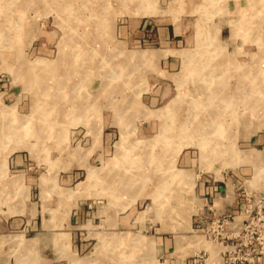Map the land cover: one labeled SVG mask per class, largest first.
Wrapping results in <instances>:
<instances>
[{
  "label": "rangeland",
  "instance_id": "374dc122",
  "mask_svg": "<svg viewBox=\"0 0 264 264\" xmlns=\"http://www.w3.org/2000/svg\"><path fill=\"white\" fill-rule=\"evenodd\" d=\"M144 4L0 0V114L7 110L32 122L21 136L4 138L0 131V264H264V174L257 177L248 160L229 164L233 155L264 153V15L258 1L155 0L158 16L141 14ZM144 18L178 27L182 65L170 75L160 74L161 65L123 55L124 47L147 49L134 48L127 35ZM190 52L200 74L216 67L225 72L223 96L232 97L233 107L213 102L220 93L215 75L184 74ZM159 81L170 89L161 106L177 110L168 119L177 135L167 143L158 140L162 118L143 110L149 106L142 95ZM40 96L43 106L34 113ZM190 100L205 111L207 124L221 110L224 128L205 136L216 152L208 161L191 144L174 155ZM81 107L82 113L72 112ZM53 117L56 123L43 124ZM9 123L0 115V127ZM149 151L157 154L156 164L143 158ZM186 153L194 166L182 162ZM121 157H135L147 180L135 192L112 194L104 182L125 164ZM91 168L99 173L96 182L88 180ZM70 172L75 181L68 183ZM44 176L52 181L46 187ZM206 178L223 186L234 211L209 215L197 193ZM113 209L115 229L103 222ZM240 234L249 235V248L261 256L235 248ZM165 239L173 247L163 255Z\"/></svg>",
  "mask_w": 264,
  "mask_h": 264
},
{
  "label": "bare ground",
  "instance_id": "6f19581e",
  "mask_svg": "<svg viewBox=\"0 0 264 264\" xmlns=\"http://www.w3.org/2000/svg\"><path fill=\"white\" fill-rule=\"evenodd\" d=\"M144 1H145V4L141 8V14L142 13H143V15L149 14L151 16H158V15L162 14V11H159L156 9V6H155L156 4H154L155 0H144ZM257 1H258V4H257L258 10L257 11L260 10V12H262L264 15V0H257ZM142 2H143V0H142ZM110 25L111 24L109 23L108 28H110ZM123 55H126V57H128L129 60H131L135 63L137 62V63H142V64L145 63V64H151V65L152 64L156 65V63L158 62V60L162 56L160 54V51L129 52L125 47H124ZM194 59H195V56L192 54V52L187 53V55H184L183 71H185L184 72L185 75H187L188 72H190L191 74L196 73L198 75H202V74H200L201 73L200 72L201 71L200 70L201 65L199 62H195V61L193 62L192 60H194ZM183 71H182V74H183ZM211 75H215L216 79L219 78L220 86L218 87V89L221 93V94L219 93V95L215 97L216 99L213 102L217 103L219 108L223 107L225 109L224 106L226 104H227V107L228 106L233 107L234 101L232 100V97L229 96L227 94V92L225 93V96H223V94H224L223 91L225 90V85L223 83L222 78H224L225 72H221V71L219 72V69L216 67V69L215 68L211 69V71L208 70L207 73L205 72L202 76L207 77V76H211ZM244 75L245 74L243 73L241 76L244 77ZM183 78H184V76H183ZM256 78H258V76ZM205 81H208V80H205ZM109 88H110V90L113 89L112 87H109ZM226 89L229 90V89H232V87L230 88L228 86V87H226ZM236 92H239V91H236ZM255 92H258V90L255 89ZM210 97H214V96L211 95ZM57 98H58V100H61V102L64 101L63 96H60V97L57 96ZM41 99L42 98L40 96L38 105H37V107H35V109H37V110L34 113L40 112V109L43 106ZM189 102H190V106H191L192 110L187 112L186 122H184V124L181 127L182 132L180 135L183 136V137H181L182 142L181 141L178 142L179 144H181V147L175 151L174 155L177 156L181 152L182 148H184L185 145L187 146V145L191 144V145L199 147L201 150V153H202V159L204 161H208V159H210L211 157H214L216 155L215 154L216 152L213 148H210V150L207 148L208 142H207V138L205 136L211 134L209 130H211V131L216 130L217 131V130H222L224 128V126L222 125V122H221V117H222L221 110H218V112L215 113V115L212 118L209 116L210 118L207 120L208 121V124H207L206 120L205 121L201 120V119H203L202 118L203 115L205 116V111H202V110L200 111L199 109L192 107V102H193L192 100H190ZM195 103L197 104V106L199 108V102L195 101L194 104ZM223 103H225V104L223 105ZM55 105H56V103H55ZM134 105H135V107L137 106V104L135 102H134ZM82 108L83 107H81L77 110H73L72 112L73 113L74 112L75 113H82L83 112ZM56 111L57 110H55V111L46 110V112H48V113L49 112L50 113H53V112L58 113ZM59 111H60V109H59ZM167 111L168 110L165 111L164 109H162V110H160V112L155 114L157 117L162 118L161 132H160V136L158 137L159 139L158 138L157 139L159 141L164 139L163 143H165V142L167 143L168 138H173L172 134L175 135L174 133L176 130L175 128H173V126L171 125V123L168 120L169 119V115H168L169 113ZM63 112H66V109H64ZM41 113H43V110H41ZM8 114L9 113H7V110H4V112L2 114H0L2 117H4V119L7 118V119L12 120V123H9L8 125H5L4 127H3V125H2V127H0L1 134L4 138L8 137L9 135H12L11 137L21 136V135H24V133H26V131L32 130V122L29 121L31 118L19 120L18 116L14 117L13 114L10 116ZM14 115H15V113H14ZM56 121H57V119H55L54 117L53 118H43V124H46L47 122L54 124V123H56ZM200 124H202V125H200ZM47 127H49V126H47ZM200 135L203 137H200L199 140H196L195 142H193L192 137L200 136ZM125 138L126 137H125V134L123 132V140ZM147 154H148V157H143V158H145L146 161L150 162L151 164H156V162L158 160V157H156L157 154L155 152L153 153V151H149ZM120 159L124 160L125 164L121 165L119 167V170L116 171L115 174L111 175L110 177H107V180L104 182V185L107 189H111L109 191L112 192V194H116V193H120V192H126L128 190L131 192H135L136 186L139 187V186H143V184H145V182L147 180L145 173L142 171V169L139 170V165H135V164H137V162H136L137 159L135 157H133V158L132 157L122 158L121 157ZM243 160H245V161L248 160L249 162H252L256 166L255 168H256L257 177H259L261 174H264V153L252 151L251 153H249V155H244L243 157H241L239 154H237L235 156L233 155V158L231 159L229 164L233 165V166L238 165L239 162H242ZM206 167H207V165H206ZM97 175H99L97 170H94L93 168L89 169L88 180L89 181L94 180V182H96L95 179H96ZM183 176H184V173L181 175V177H183ZM41 181H42V185L45 187L50 185V182H52V181H50V178L48 179L46 176L42 177ZM71 194H73V195H71ZM74 194H76V192H71L70 196H74ZM118 240H119L118 241L119 243H122L125 241L127 242L128 237H125L124 239L118 238ZM134 242L138 243V245H140V244L141 245L143 244V246L146 245V243L142 239H134ZM197 246L203 247L204 245L202 243H199V244H197ZM211 250H212L211 254H212L213 259L218 260V257H217L218 256V250L216 248L211 249ZM31 262H29V263H31Z\"/></svg>",
  "mask_w": 264,
  "mask_h": 264
},
{
  "label": "crops",
  "instance_id": "0c3cea01",
  "mask_svg": "<svg viewBox=\"0 0 264 264\" xmlns=\"http://www.w3.org/2000/svg\"><path fill=\"white\" fill-rule=\"evenodd\" d=\"M177 28L178 27L175 26L174 24L167 25L162 22H157L155 20L154 21L147 20L146 18H144L135 22L134 28L127 29V35L129 42L132 43L134 48L147 47V49L135 50L134 52L160 51V54L162 56L156 63L155 67L161 65L160 74L170 75L173 71L177 70L179 65L180 66L182 65V62H180V57H181L180 54H182L181 52L183 51H180L178 49L181 41H180V35L177 32ZM145 65H151V64H145ZM167 78L161 76L160 79L168 80ZM162 83H163L162 81L161 82L159 81V84H154L149 90L144 92L142 97L144 101L148 104L149 108L148 109L145 108L143 110L145 115H148L149 113L151 114L154 113V116H156L155 114L160 112V110L162 109H164L165 111L168 110L167 112L169 113L168 115L170 119H173L171 113L175 114L177 113V110L174 108L170 109L168 104L161 106L165 101V99L168 97L170 92V89L165 87ZM111 96H114V94ZM106 135H107L106 137L107 142L112 140V135L110 133H107ZM259 140L260 142L264 143L263 136H261ZM181 159L182 162H184L187 165L191 163V165L194 166L195 164L193 157L190 153L184 154ZM65 168L67 169L68 166H65ZM74 173L75 172H70L67 175L68 178L67 181H69L68 183L75 181ZM222 190H223L222 185H218L217 183H212L207 178L199 183L197 193L201 198H203L201 202L205 204L204 207L207 208L209 215L210 214L217 215V214L225 213L226 211L232 212L235 210V208H237V205L232 204V201L229 200L228 194L226 198L222 197L224 196V194L221 193ZM79 209L81 210V206H79ZM82 210L85 211L86 208L82 207ZM82 214L83 211L79 212V215L83 216ZM129 219H130L129 216L124 217L122 219V222L124 224H128ZM116 220L117 219L115 215V210L113 209L111 213L109 211V215L106 217V219L103 222H105V224L109 228L115 229ZM165 246L166 247L162 245L164 249L163 248L161 249L163 255L171 251L173 247L172 241L165 239Z\"/></svg>",
  "mask_w": 264,
  "mask_h": 264
},
{
  "label": "built area",
  "instance_id": "2783aa9c",
  "mask_svg": "<svg viewBox=\"0 0 264 264\" xmlns=\"http://www.w3.org/2000/svg\"><path fill=\"white\" fill-rule=\"evenodd\" d=\"M223 222H224V223H227V224L230 223V222H229V219H228V220H223ZM244 230L247 231V233H248V231H249L248 227H244ZM248 236H249L248 234H246V235H244V236H242V235L240 234V236H238V238H240L241 242H240V243H237V245H235V248H237L238 246L241 247V249L239 250V252H241L242 249H244V248H249V247L252 248L253 244H252L251 241L248 240ZM248 241H249V242H248ZM251 248L248 249V250H250V253H255V254H257L258 256H261L260 254L263 253V252H261V251H258L256 248H255V249H251ZM251 250H253V252H251ZM260 259H261V257L258 258V260H260Z\"/></svg>",
  "mask_w": 264,
  "mask_h": 264
}]
</instances>
